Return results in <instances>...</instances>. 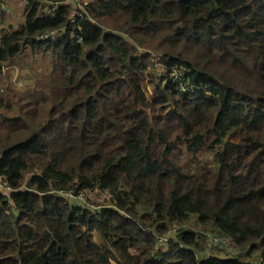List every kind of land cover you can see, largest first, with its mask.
Masks as SVG:
<instances>
[{
	"label": "trees",
	"instance_id": "trees-1",
	"mask_svg": "<svg viewBox=\"0 0 264 264\" xmlns=\"http://www.w3.org/2000/svg\"><path fill=\"white\" fill-rule=\"evenodd\" d=\"M42 1L66 0L0 29V264H264V0H82L81 46L39 40L72 13ZM25 51L48 70L13 91ZM157 62L203 90L175 91ZM96 187L100 213L53 193ZM193 218L236 254L198 261L183 228L155 260Z\"/></svg>",
	"mask_w": 264,
	"mask_h": 264
},
{
	"label": "built area",
	"instance_id": "built-area-1",
	"mask_svg": "<svg viewBox=\"0 0 264 264\" xmlns=\"http://www.w3.org/2000/svg\"><path fill=\"white\" fill-rule=\"evenodd\" d=\"M41 14L47 18H54L59 11V9L64 4H70L72 7V13L68 18V24L62 27L60 30H51L45 32L39 36V40L44 42L55 43L59 42L64 38L65 42L68 44L83 45V38L79 34L81 29L79 26L80 20L85 14V4L82 0H66L64 2H46L42 1ZM30 5V0H0V14H5L13 16L14 12L22 11L24 7ZM73 26L72 29H69L68 26ZM79 31V33H78ZM153 55V54H151ZM158 58L156 57V60ZM154 70L157 73V76L166 75L169 82H173L175 85L173 89L179 92H186L188 94H193L198 89L203 90V88L197 87L189 82L188 79H185L184 67H172L168 68L165 65L157 62L154 64ZM0 191L9 193L12 190L8 185L0 179ZM55 195L63 198L64 200L74 204L76 206L82 207L84 209H90L97 213L106 207L105 201H108L111 193L108 190H100L98 187L92 189L89 192H76L74 189L64 190L53 192ZM185 228L184 225L180 224L175 226L171 233L162 237H157V244L154 250V259H160L161 255L167 252L168 245L172 241L175 235ZM199 243H200V252L201 256L196 255V260L200 261L202 259H208L212 253H220L226 256H231L236 253V248L232 241L228 237L220 236L211 231L202 230L199 232ZM234 256V255H233Z\"/></svg>",
	"mask_w": 264,
	"mask_h": 264
},
{
	"label": "rangeland",
	"instance_id": "rangeland-1",
	"mask_svg": "<svg viewBox=\"0 0 264 264\" xmlns=\"http://www.w3.org/2000/svg\"><path fill=\"white\" fill-rule=\"evenodd\" d=\"M23 22L22 18V11L14 12L13 16L7 15L5 17V24H0V29L4 27V30H7L8 28L16 29L21 25ZM104 27H109L110 22H104ZM147 52H151L147 50ZM49 66V55L44 53H39L36 56H32L30 53H27L26 51L17 58L13 65L9 67L8 69V81L11 83V89L13 91H20L22 89H25L29 87L31 84L32 77L34 75L41 76L48 70ZM154 73L157 75V73L154 70ZM147 95L152 94V88L150 86H147L146 88ZM180 161L182 163L185 162V157H179ZM205 159H207L205 157ZM208 160V159H207ZM4 194L5 191L3 192ZM104 204H108L107 201H105ZM185 228L193 230V231H201L202 228H199L195 225V218L188 221V223L185 224ZM94 241L96 242L97 239L94 237ZM236 254V253H235ZM233 254V255H235ZM212 255H218L220 258H230L231 256H226L220 253H212ZM198 256H201V252L198 253ZM254 259L256 258V255L253 256ZM115 264V263H110Z\"/></svg>",
	"mask_w": 264,
	"mask_h": 264
}]
</instances>
